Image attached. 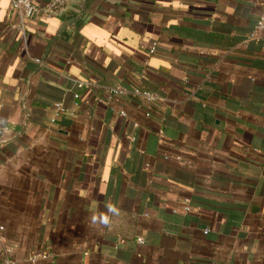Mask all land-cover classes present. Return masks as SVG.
<instances>
[{"label": "crops", "instance_id": "0c3cea01", "mask_svg": "<svg viewBox=\"0 0 264 264\" xmlns=\"http://www.w3.org/2000/svg\"><path fill=\"white\" fill-rule=\"evenodd\" d=\"M75 1L0 0V264H264L262 0H131L43 63Z\"/></svg>", "mask_w": 264, "mask_h": 264}, {"label": "built area", "instance_id": "2783aa9c", "mask_svg": "<svg viewBox=\"0 0 264 264\" xmlns=\"http://www.w3.org/2000/svg\"><path fill=\"white\" fill-rule=\"evenodd\" d=\"M11 1V10L14 14L18 15L22 18V22L26 23L27 21L35 20L42 17H51L57 13V11L62 8L65 4V0H51L46 5L40 6L34 3L33 0H10ZM263 3V13L260 16L259 20L257 21L254 28L251 30L248 40H264V0ZM13 29L21 32V34L25 33L24 25H14L12 26ZM156 44L153 45L151 50L152 53L155 52ZM96 86L93 81H80L77 82V87L81 90L91 91L92 88ZM124 91L120 88H106V94L109 101H111L117 94L123 93ZM130 94L134 97H141L148 101H153L156 97L149 91L142 90L140 88H133L130 91ZM81 98L80 94H75V99L79 100ZM102 102V100H98ZM56 114L54 115L55 118L52 119L54 123L56 118L66 113L65 109L61 104H57L56 106ZM120 115L125 116V111H121ZM147 116L150 114L147 113ZM165 160H169V157H165ZM181 158H177V161H180ZM138 242L140 244H144L145 241L143 239H139Z\"/></svg>", "mask_w": 264, "mask_h": 264}, {"label": "water", "instance_id": "95a60500", "mask_svg": "<svg viewBox=\"0 0 264 264\" xmlns=\"http://www.w3.org/2000/svg\"><path fill=\"white\" fill-rule=\"evenodd\" d=\"M129 1L131 0H77L75 1L76 8H72V10L76 13V16L73 18L66 20L62 26L61 30L58 32V34L55 36V38L51 41L47 53L45 56V59L43 63H45L46 57L51 49L52 44L60 37V35L63 33L67 27L70 25L72 27H75L78 22L86 21L88 17L92 13H99V12H105L108 11L111 8L117 7V6H126ZM0 135H2V132H0Z\"/></svg>", "mask_w": 264, "mask_h": 264}, {"label": "clouds", "instance_id": "9594fccd", "mask_svg": "<svg viewBox=\"0 0 264 264\" xmlns=\"http://www.w3.org/2000/svg\"><path fill=\"white\" fill-rule=\"evenodd\" d=\"M106 213H98L91 216V223L103 226H110L112 223V218L120 215V209L112 203L106 205Z\"/></svg>", "mask_w": 264, "mask_h": 264}]
</instances>
